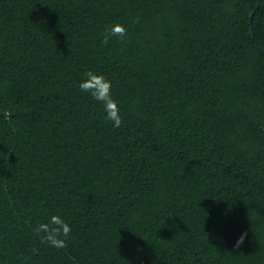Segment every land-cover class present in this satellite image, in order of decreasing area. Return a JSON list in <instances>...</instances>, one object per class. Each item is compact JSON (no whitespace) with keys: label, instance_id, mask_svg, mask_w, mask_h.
Returning <instances> with one entry per match:
<instances>
[{"label":"trees","instance_id":"trees-1","mask_svg":"<svg viewBox=\"0 0 264 264\" xmlns=\"http://www.w3.org/2000/svg\"><path fill=\"white\" fill-rule=\"evenodd\" d=\"M53 214L66 248L33 231ZM27 257L264 264V0H0V264Z\"/></svg>","mask_w":264,"mask_h":264},{"label":"clouds","instance_id":"clouds-1","mask_svg":"<svg viewBox=\"0 0 264 264\" xmlns=\"http://www.w3.org/2000/svg\"><path fill=\"white\" fill-rule=\"evenodd\" d=\"M134 22H138V18ZM113 37H118L123 41L127 37L126 26L116 23L106 29L102 44L107 45ZM78 86L81 92L89 94L94 100L103 104L106 119L112 123L114 128H120L123 125L119 104L113 98V83L110 79L104 74L88 70L83 73V78ZM33 231L39 237L41 244L63 249L68 246V238L71 236L72 226L59 214H53L46 222L39 223ZM246 236L247 233L242 234L237 240L235 247L239 248L244 243ZM39 251L40 249L37 247L31 249L32 255L38 254ZM30 258H25V264L27 259Z\"/></svg>","mask_w":264,"mask_h":264}]
</instances>
